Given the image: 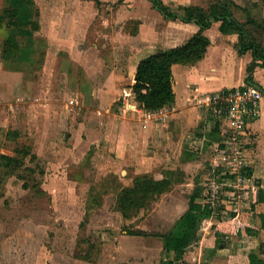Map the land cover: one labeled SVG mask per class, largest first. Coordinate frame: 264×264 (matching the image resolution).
<instances>
[{
    "label": "rangeland",
    "instance_id": "1",
    "mask_svg": "<svg viewBox=\"0 0 264 264\" xmlns=\"http://www.w3.org/2000/svg\"><path fill=\"white\" fill-rule=\"evenodd\" d=\"M221 1L239 21L249 16L264 27L261 0H161L180 14L186 6L208 9ZM15 4L0 0V47L9 32L3 9ZM33 4L38 29L19 36L14 63L0 57V151L23 161L1 176L0 264H162L171 256L161 236L173 230L193 192L211 215L198 222L183 260L249 264L248 254L264 246V229L238 233L244 224H259L251 205L264 160L256 158L259 132L249 134L251 120L245 123L243 163L232 170L218 154L225 143L218 123L214 135L202 136L198 128L185 138L155 125L156 132L138 140L121 115L124 97L134 103L124 92L129 61L182 42L188 26L165 18L149 0ZM245 28L246 40L264 47V30L249 23ZM262 138L264 154V133ZM137 176L169 185L123 217L117 191Z\"/></svg>",
    "mask_w": 264,
    "mask_h": 264
},
{
    "label": "trees",
    "instance_id": "2",
    "mask_svg": "<svg viewBox=\"0 0 264 264\" xmlns=\"http://www.w3.org/2000/svg\"><path fill=\"white\" fill-rule=\"evenodd\" d=\"M152 6L165 18L177 19L184 23H194L198 31L190 36L183 44L173 48L156 51L142 58L136 65L131 78L129 89L134 95L135 101L145 111L154 112L174 100L172 90L173 64H193L198 62L211 47L210 41L203 35V31L209 28L212 22H219V30L223 34H237L238 52L240 54L250 51L252 61L246 67L245 84L260 88L253 78L256 66L264 67V47L260 46L254 39L246 40V23L253 24L264 30L262 24L252 17H247V22L239 21L225 2H218L204 9L199 6L183 7L180 14L170 10L161 0H149ZM264 3V0H261ZM33 13L31 15L30 13ZM32 16L33 18H31ZM38 10L34 7L33 0H16L12 7L3 9L5 27L9 29L0 47V57L7 62L14 63L18 52L21 50L20 35L25 31H35L39 27ZM264 94V89H261ZM210 128L207 126L209 135L218 131L217 122ZM14 137L12 132L8 133ZM22 162L14 153L7 154L0 151V196L3 186L2 175H6ZM169 185L166 179L154 180L147 176H137L130 186H122L116 195V208L123 217H130L135 211L149 204V201L163 193ZM256 192L252 209L256 212L259 224H244L238 233L242 235H255L259 229H264V211L257 213L259 205H264V177L256 181ZM199 196L193 192L188 200L187 210L178 218L173 230L161 236L163 250L166 258L162 264H199L189 263L183 260L186 248L196 240L198 236L197 225L202 219L211 215V209L206 203L200 202ZM257 207V208H256ZM256 208V209H255ZM131 234L134 231H128ZM260 250L248 254L249 264H264V246Z\"/></svg>",
    "mask_w": 264,
    "mask_h": 264
},
{
    "label": "crops",
    "instance_id": "3",
    "mask_svg": "<svg viewBox=\"0 0 264 264\" xmlns=\"http://www.w3.org/2000/svg\"><path fill=\"white\" fill-rule=\"evenodd\" d=\"M182 23L188 26L183 29L187 32L185 33L184 40L174 45H164L161 48L162 50L183 44L186 39L199 29L194 23ZM203 35L208 38L211 47L198 62L193 64L172 65V90L174 93V100L172 103L156 112H148L135 101L134 95L129 88H126L127 90L124 91L131 97L134 103L130 104L124 97V107L121 110V115L125 117V121L131 125L132 130L130 132L134 137H140V139L137 138L138 140H141L142 137L148 138L152 132H156L160 127H156L155 125H162L163 128L166 127L165 132L166 130H170V134L175 130L176 136L182 133L183 138H185L191 130L201 128L198 133L203 136V134L210 130H207L210 121H212V123H210L211 129L212 124L214 125L216 123L213 119L210 120L211 118L209 119V117L206 116L202 108L198 107L196 102L197 99L204 94L217 92L226 88L245 85L250 86L245 84V76L246 67L252 61V54L250 51L242 54L238 52L237 34H223L219 30V22H212L211 26L203 31ZM154 52L155 50H148L146 54L142 55L137 60L132 61L131 59L127 64V77L131 79L137 63L145 56ZM253 78L260 87L257 90L261 92V89H264V67L256 66L253 71ZM262 100H264L263 93H261L259 117L251 120L247 124L250 135L252 133L255 134L256 131L259 132V136L257 137L258 146L256 149V158L260 160H264V154L260 150V144L262 145L263 140L262 135L264 133V103H262ZM148 114H151L152 117L147 121H143L142 116L146 118ZM156 116L160 117L162 122L155 123L154 118ZM133 127L136 129L135 131L139 130L138 135L134 133ZM168 127H172L173 130L168 129ZM177 131H180L179 134ZM202 139L201 137V140ZM134 142L135 140L132 141V147ZM263 177L264 176L260 178Z\"/></svg>",
    "mask_w": 264,
    "mask_h": 264
},
{
    "label": "built area",
    "instance_id": "4",
    "mask_svg": "<svg viewBox=\"0 0 264 264\" xmlns=\"http://www.w3.org/2000/svg\"><path fill=\"white\" fill-rule=\"evenodd\" d=\"M260 99L259 90L245 85L207 93L196 101L206 116L218 123L220 135L225 141L218 147V154L223 165L232 170L243 163L245 123L259 116ZM151 117L148 114L144 121Z\"/></svg>",
    "mask_w": 264,
    "mask_h": 264
}]
</instances>
